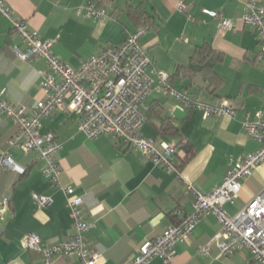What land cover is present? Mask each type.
Wrapping results in <instances>:
<instances>
[{
    "label": "crops",
    "instance_id": "obj_1",
    "mask_svg": "<svg viewBox=\"0 0 264 264\" xmlns=\"http://www.w3.org/2000/svg\"><path fill=\"white\" fill-rule=\"evenodd\" d=\"M5 1L31 29L51 40L54 53L73 68L104 48L121 44L128 32L143 25L147 28L141 45L155 66L169 74L176 90L207 103L227 98L236 115L205 117L202 110L183 105L174 95L154 90L145 101L142 133L176 147L178 170H169L112 135L89 138L80 129L81 116L66 105L41 119V133L52 132L62 144L57 154L62 171L55 183L46 176L38 150L12 147L18 126L0 107V154L9 152L24 168V174L0 169V203L9 199L7 218L0 219V264L42 263L40 251L23 246L29 233L39 235L48 246L74 235L63 186H72L83 196L86 219L94 224L89 236L100 254L98 264H127L146 241L191 212L194 195L187 182L203 193L210 192L223 183L237 161L261 147L244 128L248 113L254 119L256 111H264L262 44L257 29L242 21L248 0H147V13L140 20L127 9L140 0H106L102 7L108 11L107 18L78 13L79 7L91 4L88 0ZM181 2L184 9L179 8ZM203 8L222 12L234 27L222 29L220 19L204 14ZM202 47L205 50L201 51L217 59L212 71L192 74L188 71L193 64L205 62L200 57ZM25 50L26 43L0 11V89L6 88L9 103L25 106L32 113L46 96L42 81L50 70L43 57L23 59ZM213 73L217 84L211 86L208 77ZM29 78H34L31 87L22 91L20 85ZM165 118L176 121L178 130L160 133ZM182 140L192 146L191 158ZM263 188L264 162L242 180L239 197L226 205L227 210L238 212ZM34 194L50 196L52 202L42 206ZM220 229L216 216L202 217L192 233L176 243L175 264H255L245 246L222 255L218 242L212 241ZM206 244L209 251L203 252L201 246ZM54 264L83 262L76 255H58ZM149 264L167 263L155 258Z\"/></svg>",
    "mask_w": 264,
    "mask_h": 264
},
{
    "label": "built area",
    "instance_id": "obj_2",
    "mask_svg": "<svg viewBox=\"0 0 264 264\" xmlns=\"http://www.w3.org/2000/svg\"><path fill=\"white\" fill-rule=\"evenodd\" d=\"M184 7L181 2L179 8ZM0 11L7 16L12 28L26 43V50L21 53V57L26 60L43 57L50 70L42 81L46 96L37 102L32 113L25 106L17 107L9 103L5 98L6 88L0 89L2 112L18 126L11 138V145L26 152L38 150L45 161L46 176L55 183L59 182L62 171L57 159L62 144L52 132L41 133V119L66 105L81 116L80 129L89 138L112 135L169 170H178L174 162L176 147L142 133L146 121L145 101L154 90H164L174 95L183 105L202 110L205 117L236 115L227 98L207 103L194 99L187 92L176 90L170 84L169 74L155 66L141 45L140 37L145 33L144 28L128 32L121 44L108 46L84 60L80 67L73 68L54 53L53 42L31 29L27 21L17 16L5 0H0ZM77 11L92 18L108 17L107 9L95 4L79 7ZM202 12L220 19L222 29L234 27V22L218 10L203 8ZM242 21L257 29L262 44L259 59L264 61V0H248ZM244 128L249 137L261 143V147L237 161L228 170L223 183L210 192L203 193L187 182V189L194 195L191 212L178 224L168 225L155 239L146 241L127 264H149L155 258H162L167 264H175L176 243L185 240L201 218L208 215L216 216L221 223V229L212 241L218 242L222 255L227 256L245 246L255 264H264V188L238 212L232 214L226 208L227 204H234L239 197L242 180L252 175L254 169L264 162V111H256L254 119L248 113ZM0 169L24 172V168L7 151L0 154ZM63 189L67 195L74 235L48 246L42 244L39 235L29 233L23 240V246L40 251L41 264H54L58 255H76L83 264H98L100 254L93 247L89 236L94 224L86 219L83 196L77 194L72 186H63ZM34 199L42 206L52 202L50 196L40 194H34ZM8 206L9 199L5 198L0 203L1 220L7 218ZM201 250L208 252L209 244L201 246Z\"/></svg>",
    "mask_w": 264,
    "mask_h": 264
},
{
    "label": "trees",
    "instance_id": "obj_3",
    "mask_svg": "<svg viewBox=\"0 0 264 264\" xmlns=\"http://www.w3.org/2000/svg\"><path fill=\"white\" fill-rule=\"evenodd\" d=\"M105 1L106 0H88V3L95 4L97 6H102ZM146 5H147V0H140L139 3H137V5L128 4L127 9L129 10L130 14L133 17H135V19L140 20V17L147 13ZM142 21H143V23H145V18H143ZM144 27L145 26L142 25L138 29H141V28H144ZM146 28H144V29H146ZM201 49L205 50V47L200 48V55H201L200 57L202 58V61H205V62L203 64H193L190 67L191 70L188 71V72H190L192 74L194 72H197L198 70L199 71L204 70L206 72H207V70L212 71L211 69L213 68L214 62L217 59L216 58L217 56L215 54L210 55V54H208V51L207 52L201 51ZM204 74H205V72H204ZM208 81H209V84L211 86H214V85L217 84V77L215 76L214 73L209 75ZM159 127H160V133H164V132L176 131V130H178L179 126H178L176 121L171 120L169 118H165V119L162 120L161 126H159ZM182 142L184 144V148L188 152V157L187 158H191V156L193 155V152H194L193 149H192V146L188 142H186L185 140H182ZM178 223L179 222H176L175 224H178Z\"/></svg>",
    "mask_w": 264,
    "mask_h": 264
},
{
    "label": "clouds",
    "instance_id": "obj_4",
    "mask_svg": "<svg viewBox=\"0 0 264 264\" xmlns=\"http://www.w3.org/2000/svg\"><path fill=\"white\" fill-rule=\"evenodd\" d=\"M33 79L34 78H29L23 84H21L20 85L21 90L26 92L28 90V88L31 87V83H32Z\"/></svg>",
    "mask_w": 264,
    "mask_h": 264
}]
</instances>
